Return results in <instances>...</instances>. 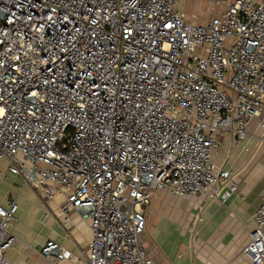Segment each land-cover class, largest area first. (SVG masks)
<instances>
[{
	"label": "built area",
	"instance_id": "built-area-1",
	"mask_svg": "<svg viewBox=\"0 0 264 264\" xmlns=\"http://www.w3.org/2000/svg\"><path fill=\"white\" fill-rule=\"evenodd\" d=\"M183 1L0 0V182L61 194L64 222L91 230L85 264H160L140 241L158 192L238 190L213 153L264 109V0H215L225 11L200 24ZM18 210L0 202V264ZM255 224L243 252L264 264V192ZM42 252L72 256L53 239Z\"/></svg>",
	"mask_w": 264,
	"mask_h": 264
},
{
	"label": "crops",
	"instance_id": "crops-1",
	"mask_svg": "<svg viewBox=\"0 0 264 264\" xmlns=\"http://www.w3.org/2000/svg\"><path fill=\"white\" fill-rule=\"evenodd\" d=\"M226 6L215 0H187L179 4V9L188 21L200 24L223 13ZM213 161L218 168L229 170L238 186L225 202L212 200L207 194L178 196L161 191L145 208L147 224L140 241L156 262L251 264L243 250L256 228L255 216L264 192V109L251 121L244 140L238 142L232 131L219 134ZM10 192L19 203L17 220L10 227L19 241L10 264H56L42 252L50 239L71 252L76 246L82 247L85 254L91 230L88 226L82 237L78 235V221H84L77 212L71 214V224L57 215L64 200L61 194L54 201H44L14 175L0 182V202H5ZM69 238L76 245H69Z\"/></svg>",
	"mask_w": 264,
	"mask_h": 264
},
{
	"label": "rangeland",
	"instance_id": "rangeland-1",
	"mask_svg": "<svg viewBox=\"0 0 264 264\" xmlns=\"http://www.w3.org/2000/svg\"><path fill=\"white\" fill-rule=\"evenodd\" d=\"M30 187H32L33 188V190L36 192V194L39 196V198L40 199H43L44 201H45V197L43 196V195H41V193H39L37 190H35V188L33 187V186H31V185H29ZM8 194H10V196H14V195H12V193L10 192V193H8ZM156 194H158V193H156ZM56 199V198H55ZM54 199V200H55ZM54 200H52V201H54ZM61 205V204H60ZM56 214H57V212H56ZM58 216L60 215L61 216V214L58 212V214H57ZM56 215V216H57ZM63 218V217H62ZM59 220L61 221V219L59 218ZM77 219L76 218H74V221H76ZM78 221V220H77ZM76 221V222H77ZM71 223H72V221H71ZM70 223V224H71ZM78 223H79V228H78V235L80 234L81 235V237L85 234L84 232H85V230H86V228L88 227V225H87V223L86 222H79L78 221ZM63 231L65 232V234H67V231L65 230V229H63ZM68 236H70L69 234H67ZM79 235V236H80ZM69 240H70V242L68 243L69 245H71V244H73V245H76L75 243H74V240L73 239H71V238H69ZM87 248H85L84 250H86ZM63 261H65V263L66 262H70V263H75V264H85V254H84V252H83V249H82V247H74L73 248V250H72V256H71V258L70 259H65V260H63Z\"/></svg>",
	"mask_w": 264,
	"mask_h": 264
}]
</instances>
